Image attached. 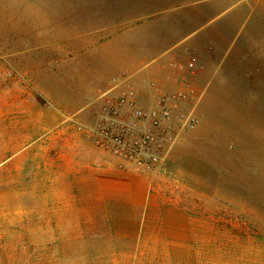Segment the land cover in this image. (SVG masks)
<instances>
[{
    "label": "rangeland",
    "instance_id": "obj_1",
    "mask_svg": "<svg viewBox=\"0 0 264 264\" xmlns=\"http://www.w3.org/2000/svg\"><path fill=\"white\" fill-rule=\"evenodd\" d=\"M88 1L0 0V264H264V0H235L236 21L221 23L236 27L232 55L244 52L221 65H262L260 72L241 80L223 67L201 124L178 141L195 145L181 156L192 224L172 260L167 248L119 254L63 223L57 228L56 167L41 148L24 164L5 163L9 147L20 146L11 143V110H55L56 98L69 97L56 87V71L40 70L38 79L36 68L102 65L104 20L87 13ZM87 87L88 95L86 87L76 91L93 101L95 85Z\"/></svg>",
    "mask_w": 264,
    "mask_h": 264
},
{
    "label": "crops",
    "instance_id": "obj_2",
    "mask_svg": "<svg viewBox=\"0 0 264 264\" xmlns=\"http://www.w3.org/2000/svg\"><path fill=\"white\" fill-rule=\"evenodd\" d=\"M235 4V0L88 1L87 13L104 20L101 31L108 40L102 65H40L36 70H42L43 76H47L44 71H56V87L67 88L69 97L56 98L55 110L10 112L15 120L10 121L11 143L19 141L20 146L9 147L12 152L5 163L21 159L24 164L34 156L32 150H44L43 158L56 167L57 228L63 223L61 228L74 236L101 240L119 254L158 255L167 248L172 260L188 245L192 221L183 192L185 186H192L182 179L181 156L194 150V142H178L158 171L142 175L121 170V161L97 147L80 124L94 122L97 91L124 74L138 86L142 105L149 107L156 93L148 81L165 79V66L174 60L196 62L197 82L205 87L199 105L202 120L223 67L226 74L241 80L250 79L262 67L220 63L227 57L235 61L244 53L232 55L236 27L221 24L236 21L229 13ZM92 83L93 101L76 91V86L86 87L88 95ZM64 101L74 104L67 108ZM126 247L131 249L121 252Z\"/></svg>",
    "mask_w": 264,
    "mask_h": 264
},
{
    "label": "built area",
    "instance_id": "obj_3",
    "mask_svg": "<svg viewBox=\"0 0 264 264\" xmlns=\"http://www.w3.org/2000/svg\"><path fill=\"white\" fill-rule=\"evenodd\" d=\"M165 68V79L148 81L156 93L149 107L142 105L138 86L124 74L97 91L94 122L80 124L97 147L121 161L125 172L155 173L178 141L200 125L205 87L197 82L196 62L174 60Z\"/></svg>",
    "mask_w": 264,
    "mask_h": 264
}]
</instances>
